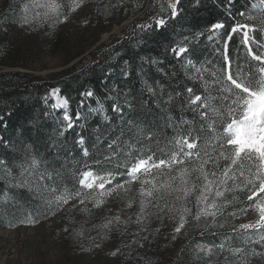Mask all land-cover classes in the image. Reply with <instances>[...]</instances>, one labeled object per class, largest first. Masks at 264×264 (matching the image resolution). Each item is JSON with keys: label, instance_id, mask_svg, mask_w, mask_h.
<instances>
[{"label": "snow or ice", "instance_id": "snow-or-ice-1", "mask_svg": "<svg viewBox=\"0 0 264 264\" xmlns=\"http://www.w3.org/2000/svg\"><path fill=\"white\" fill-rule=\"evenodd\" d=\"M88 2L9 3L0 12V30L6 33L13 26L55 30L79 16ZM201 3L193 0L192 6L199 8ZM213 3L224 18L210 22L202 31L173 38L164 50L165 58L175 61L170 62V71L165 70L164 60L141 58L136 67L124 61L122 80L135 74L141 88L133 95L131 89L114 85L111 95H106L112 115L97 101L98 106L90 111L99 114L102 123L94 137L76 133L68 147L66 133L83 117L77 111L73 118L69 98L60 96L58 88L43 98L46 105L54 98L51 108L63 110L61 127L44 142L43 153L30 137L25 141L6 138L2 133L9 128L11 113L0 110V147L5 150L0 155L4 184L0 200L7 203L13 199L10 192L26 191L36 202L28 213L29 223L65 211L91 215L110 199L120 200L128 209L135 207L134 216L122 219L118 211L93 226L103 231L101 240L124 227L121 237L131 239L126 243L122 239L109 253L123 258L124 264L142 259L138 250L167 228L171 231L166 239L172 241L186 235L189 228L201 240L223 237L218 244L196 243L192 264H248L251 258L264 257V0L235 11L237 0ZM122 7L127 11L125 0H116L95 11L107 19L110 10ZM138 7L134 5V10ZM181 11L182 0H152L141 17L148 19L136 25L134 34L163 32ZM83 23L88 25L90 20ZM141 43L138 40L137 46ZM145 64L156 66L164 83L149 82ZM80 96L83 107V98H94L95 92L88 89ZM79 127L84 129L83 124ZM8 152L14 158H6ZM249 214L254 218L232 224L229 232L221 231L226 226L221 221ZM129 227L135 231L129 233ZM64 231L72 230L66 227Z\"/></svg>", "mask_w": 264, "mask_h": 264}, {"label": "trees", "instance_id": "trees-1", "mask_svg": "<svg viewBox=\"0 0 264 264\" xmlns=\"http://www.w3.org/2000/svg\"><path fill=\"white\" fill-rule=\"evenodd\" d=\"M15 1L4 0L3 3L1 2L0 12H3L9 3L17 4ZM110 2L114 4L116 0L95 4L94 9L97 7L103 8L104 5ZM250 2H254V0H237L234 11L236 9L243 10L245 6L250 7ZM192 3L193 0H182L180 16L170 21L165 31L160 33L153 31L137 36L133 30L137 24L148 19L147 15L141 17L149 4L144 9L146 0H125L127 11L123 7L112 9L107 19L104 16H97L95 11L96 22H94V25L97 24L98 26L94 27V38L82 46H77L74 54L75 57L79 58L70 67L52 76L44 77H37L30 72L0 71V110L11 113V116L7 119L9 128L2 134L6 138L11 137L13 140L21 141L28 140L30 137L31 141L35 142V147L43 153L44 142L49 136H54L57 133L62 120L61 111L51 108V99L48 100L46 105L43 98L52 88H58L63 97L69 98L68 111L73 118H75L77 111H80L83 117L77 122V126L73 130L66 133L64 139H66L68 147H72V141L76 138V133L83 131L86 137H94L97 126L102 123L100 115L93 114L90 111V109L98 106L97 101L103 104L105 109H108V115H112L110 102L106 99V95H111L110 89L114 85L119 84L124 91L131 89L133 95H136L141 88L140 80L135 74L127 81L122 80L120 70L124 66L125 60L130 61L133 67L140 64L141 58L164 60L165 65H167L165 70L170 71L171 63H175V61H172L171 56L165 58L164 50L173 42V38H179L178 34L180 33L187 34L202 31L210 22L224 18L221 9L214 5L213 0H202L199 8L193 7ZM134 5L140 7L134 10ZM155 7L158 11L159 4H156ZM133 17L135 18L117 34H111L108 39L92 49L102 33L110 31L113 25H119ZM138 40H142L139 46H137ZM205 44L206 41L201 43L200 48L197 49L198 54ZM12 51L9 42L0 36V68H14L17 66L23 69L30 68L31 63H28L29 59L27 57L21 56L20 60L17 61V55L13 54ZM232 51L235 54V44L232 46ZM206 54L204 53V55ZM73 57L64 58L60 56V62L67 64L75 58ZM144 68L149 82L160 80L161 83H164L161 74L156 71V66L145 64ZM177 71L182 76L179 68ZM180 76H178V79ZM182 82L187 83V81ZM175 84L176 82L173 81V86ZM88 89L95 92V97L91 99L83 98L85 103L83 107H80L82 99L80 93ZM80 124L84 125V129L79 127ZM29 129L31 131H28ZM21 132L24 133L23 136L20 135ZM0 155H5V150L2 147H0ZM6 158H14L13 153L8 152ZM3 189L4 184L0 181V196L3 195ZM9 195L13 199L7 203L0 200V224L10 226L29 223L27 222V216L28 213L33 212L36 202L30 198L26 191L16 190L10 192ZM50 218L53 217L45 219L40 216L37 222L46 221ZM22 220L25 222L21 223ZM232 222L233 220L221 221L226 225L221 231L229 232L230 228L227 226ZM73 231L74 229H72L70 237H73ZM222 238L208 236L201 240L198 232L194 228H189L186 235L179 237L176 241L170 240L165 244H159L156 247L157 260L159 264H192L191 253L196 243H212L214 241L218 244Z\"/></svg>", "mask_w": 264, "mask_h": 264}, {"label": "rangeland", "instance_id": "rangeland-1", "mask_svg": "<svg viewBox=\"0 0 264 264\" xmlns=\"http://www.w3.org/2000/svg\"><path fill=\"white\" fill-rule=\"evenodd\" d=\"M3 1L0 0V3ZM106 1L109 0H89L88 7L79 16H74L69 22L58 26L55 30L46 27L28 30L16 26L11 27L6 33L1 30L0 36L9 42L13 54L17 55L16 60L19 61L21 56L27 57L31 66L28 69L18 66L0 68V71L30 72L37 77H44L52 76L70 67L78 61L79 57H75L74 54L77 46H82L94 38V27L97 25H94L96 22L95 4ZM150 1L152 0H146V4ZM23 2L25 0L15 1L17 4ZM84 19H89L90 24L85 25ZM131 19L119 25H113L110 31L102 33L92 49L108 39L111 34H117L132 21ZM60 56L64 58L74 56L75 58L63 64L60 62ZM59 95L62 96L60 93ZM49 99L52 103L54 102V98ZM60 111L62 116L63 110ZM118 211L123 219L134 216L137 209L135 207L128 209L120 200L110 199L106 206L93 210L91 215L79 211H65L46 221L16 224L14 227L0 224V264H124L123 258L118 260L109 255L122 239L125 243L131 239L127 235L121 237L120 233L124 231V227L121 226L119 231L108 233L103 240H101V236L104 235L103 231L93 227L102 224L107 217ZM253 218L249 214L247 217L234 220L227 227L231 228L234 223L247 222ZM66 227L74 229L73 237H70L71 232L64 231ZM78 231H83L84 234L77 236ZM134 231L133 227L128 228L129 233ZM170 231V228L163 229L157 239L150 241L145 249L138 250L142 259H136L133 264H159L156 247L171 240L166 239ZM97 243L100 244L99 248L95 246ZM248 264H264V257L251 258Z\"/></svg>", "mask_w": 264, "mask_h": 264}, {"label": "water", "instance_id": "water-1", "mask_svg": "<svg viewBox=\"0 0 264 264\" xmlns=\"http://www.w3.org/2000/svg\"><path fill=\"white\" fill-rule=\"evenodd\" d=\"M148 3H149V2H147L146 6L148 5ZM146 6L144 7V9L146 8ZM137 15H139V14H137ZM135 17H136V16H135ZM133 19H134V17H133L131 20H133Z\"/></svg>", "mask_w": 264, "mask_h": 264}]
</instances>
